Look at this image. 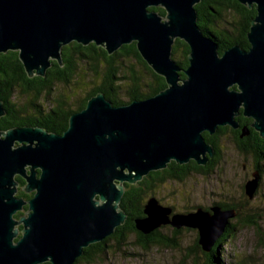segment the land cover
<instances>
[{"label":"water","instance_id":"1","mask_svg":"<svg viewBox=\"0 0 264 264\" xmlns=\"http://www.w3.org/2000/svg\"><path fill=\"white\" fill-rule=\"evenodd\" d=\"M200 1L0 0V54L18 52L29 78L45 77L51 61L62 66L61 49L72 42L94 44L108 55L135 43L166 84L152 97L121 106L98 93L70 115L61 135L40 127L0 131V264H75L85 248L126 222L119 206L124 184L170 162L205 166L214 148L203 133L238 130L240 115L264 138V0H235L256 11L249 48L235 45L222 55L197 24ZM158 7L164 16L149 10ZM175 40L189 48L185 70L171 57ZM241 133L249 132L244 127ZM16 177L32 193L28 201L16 197ZM257 177L244 186L250 199ZM24 206L26 215L16 219ZM235 216L217 206L172 214L150 197L134 226L144 236L166 225L195 229L199 247L210 253Z\"/></svg>","mask_w":264,"mask_h":264},{"label":"trees","instance_id":"2","mask_svg":"<svg viewBox=\"0 0 264 264\" xmlns=\"http://www.w3.org/2000/svg\"><path fill=\"white\" fill-rule=\"evenodd\" d=\"M194 8L197 12V24L199 28L214 38L218 45L219 55H222L225 50L235 45L245 50L249 48L247 33L251 22L256 16L254 8L249 9L235 0H201ZM149 10L156 11L162 16L165 15V11L160 7L150 8ZM224 23H227L228 27L221 25ZM188 53L189 48L183 41H174L171 57L172 59L178 57L175 62L182 70H185L188 66ZM125 58H134V60L140 63L148 71L150 81L148 83L142 82L141 77L136 75L133 68L123 67L121 60ZM61 61L62 66L56 61H51V66L46 71L45 77L33 76L29 78L18 58V52L9 51L0 54V102L5 111V115L0 118V131L5 132L15 127H40L47 132L61 135L68 127L70 115L85 108L87 101L98 93L103 94L113 106H121L133 100L152 97L166 88L165 80L156 75L142 60L136 50L135 43L124 45L112 55H108L103 48L94 44L82 46L72 42L62 47ZM79 64H83L94 77H97L98 83H93V87L86 93L75 110L66 109L64 102L55 101V105L48 111H45L39 99L42 96L47 99L53 85L69 84L78 71ZM180 77L182 79L185 78L183 73H180ZM124 82L128 83L126 87L127 101L121 99L120 85ZM16 93L32 97L26 104L25 109H21L13 102L12 98ZM235 120L239 124L238 130L220 127L214 135L203 133L205 142L214 148V156L209 159L206 166H197L192 161V167L188 166L189 163L178 165L175 162H170L165 169L150 172L134 185L124 184V192L119 206L127 215L126 222L118 227L110 237L85 248L84 254L76 260L75 264H80L82 261L90 263L93 260V255L96 253L104 254L107 240L119 243L126 240L130 234L136 236L137 243L143 250L150 248L151 245H163L175 248V243L173 245L170 244L172 239L162 237L158 230L147 236L142 235L135 229L134 220L143 217V206L147 200V195L152 192L156 185L162 184L169 179L181 180L185 178L187 173L190 174L192 171L203 174L209 173L222 158L219 140L228 131L234 134L235 145L238 151L251 155L256 161L255 168L258 169V172H261L260 163L264 161V138H261L251 128L252 120L250 118L240 115ZM244 127L247 128L249 133L241 137V129ZM18 181L21 186H24V182L21 179H18ZM17 195L24 200L32 198V193L26 194L22 190H19ZM220 207L225 210H232L228 206L221 205ZM16 216L18 217L20 214L18 213ZM248 223L252 224L255 222L247 219L246 224ZM233 230V224L229 222V227L216 241L211 252L204 253L206 256L204 264H221L219 247H222L228 241ZM196 248L198 249L199 247L196 246Z\"/></svg>","mask_w":264,"mask_h":264},{"label":"rangeland","instance_id":"3","mask_svg":"<svg viewBox=\"0 0 264 264\" xmlns=\"http://www.w3.org/2000/svg\"><path fill=\"white\" fill-rule=\"evenodd\" d=\"M221 25L228 27L227 23ZM121 63L123 67L133 68L142 82L150 81L148 71L134 58L122 59ZM96 82L97 77H94L83 64H79L78 71L69 84L53 85L47 99L42 96L39 102L42 103L45 111L55 105V101L64 102L66 109L75 110ZM120 86L121 99L127 101L128 83L124 82ZM31 98L16 93L12 100L18 107L25 109ZM219 149L222 158L209 173L203 174L191 170L192 172L187 173L181 180L169 179L156 185L146 199L155 197L162 206L170 207L172 214H187L195 212L197 208L208 211L212 207L221 205L231 207L237 215L229 219L234 227L231 237L219 247L221 264H264V161L260 163L262 171L258 172L254 158L248 153L238 151L234 134L229 131L220 138ZM254 175L258 176V188L250 199L245 195L244 186L249 180H253ZM247 219L255 223L246 224ZM157 230L162 237L172 239L170 244L175 243L176 247L151 245L150 248L143 250L139 247L136 236L130 234L126 240L119 243L109 241L104 254L96 253L90 263L82 261L80 264H204L206 262V256L198 245L197 230L181 228L176 230L179 232H175V229L168 225L161 226ZM196 246L199 248L197 249Z\"/></svg>","mask_w":264,"mask_h":264},{"label":"flooded vegetation","instance_id":"4","mask_svg":"<svg viewBox=\"0 0 264 264\" xmlns=\"http://www.w3.org/2000/svg\"><path fill=\"white\" fill-rule=\"evenodd\" d=\"M190 162H191V161H190ZM190 162H189L188 166L192 167V166H193V164H192L193 161H192L191 163H190ZM18 179H21V178L16 177L17 182H19ZM21 180H22V179H21ZM22 181L24 182V180H22ZM24 184H25V183H24ZM23 188H24V186H21V185H20V182H19V186H18L17 193H18L19 190H22V191H23ZM17 193H16V197L21 198V197H19V196L17 195ZM22 199H23V198H22ZM23 200H24V199H23ZM25 201H28V200H25ZM26 210H27V206H24V211H23V212H19L20 216H18V217L15 215V218H16V219H19L20 217L26 215ZM17 214H18V213H17ZM19 229H21V227H19ZM174 231H175V232H179V231H176V230H174ZM106 242L108 243L109 241L107 240Z\"/></svg>","mask_w":264,"mask_h":264}]
</instances>
